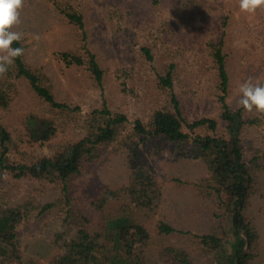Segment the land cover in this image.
<instances>
[{"label": "rangeland", "instance_id": "374dc122", "mask_svg": "<svg viewBox=\"0 0 264 264\" xmlns=\"http://www.w3.org/2000/svg\"><path fill=\"white\" fill-rule=\"evenodd\" d=\"M67 14L79 15L82 26ZM21 21L14 30L24 34L26 66L69 109L39 98L11 66L0 77V124L10 135L9 164L54 157L94 132L106 118L95 111L104 107L112 115H125L127 122L114 140L84 156L80 173L67 181L66 189L52 176L15 177L0 168V209L19 208L21 213L18 258L16 253L1 256L0 264H54L79 229L95 237L100 256H111L107 225L119 216L149 234L146 242L132 245L139 264H228L233 229L218 207L193 138L224 134L214 58L218 49L225 60L230 108H238L239 86L249 77L264 83V12L243 13L239 0H25ZM89 53L103 72L101 86L88 69ZM63 54L78 56L83 64H68ZM167 72L171 89L160 81ZM172 94L187 123L213 118L216 130L190 131L184 124L190 137L183 142L134 132L135 120L149 129L154 111L173 112ZM30 115L53 123L49 140H30L25 124ZM243 117L244 160L255 178L246 210L257 233L249 264H264V115L243 110ZM136 172L151 178L149 206L138 205L130 192ZM159 222L176 231L159 233ZM202 235L220 238L226 253L202 244Z\"/></svg>", "mask_w": 264, "mask_h": 264}, {"label": "trees", "instance_id": "16d2710c", "mask_svg": "<svg viewBox=\"0 0 264 264\" xmlns=\"http://www.w3.org/2000/svg\"><path fill=\"white\" fill-rule=\"evenodd\" d=\"M67 17L82 26L79 15L67 14ZM23 46L14 44L13 47ZM66 63L83 64L78 56L63 54ZM217 64L219 88L221 95L219 102L221 109L220 120L224 123V134L222 135H194L193 142L202 152V158L208 171V181L211 189L216 194L218 207L223 209L228 216L233 229V242L227 255L228 264H249L253 255L251 249L256 243L257 233L246 217V210L254 187L255 178L244 160V150L241 144V134L247 124L243 117L242 108H230L225 96L228 88V75L225 69V60L221 50L214 54ZM14 67L17 76L28 81L32 90L52 107L69 109L65 103L57 102L49 89L42 85L39 76L31 71L25 64L23 56L15 60ZM88 69L96 83L101 86L103 72L97 64L93 54H88ZM161 83L172 88L170 72L160 77ZM173 112L156 110L153 112L149 129L137 119L134 122L133 130L137 134L161 136L169 141L183 142L190 136L183 130V125L193 131L196 128L205 127L211 131L217 128V121L213 118H199L187 123L182 117L179 102L171 95ZM103 115L105 120L98 124L95 131L89 136L82 138L76 143L58 152L54 157H42L30 164H19L13 166L6 160L7 144L10 142L9 132L0 124V168L8 170L15 177L30 176L43 178L52 176L61 181L63 188H67V181L81 170V163L84 156L93 152L96 145L110 142L117 136L121 127L127 122L123 114L112 115L104 107L95 111ZM26 129L30 140L44 142L49 140L55 133V127L50 120L30 115L26 119ZM151 178L143 173H134L130 183V192L140 206H149L152 198L148 194V184ZM21 220L19 208L0 209V239H6L8 244L0 242V257H10L15 254L16 249V227ZM107 228L112 235L113 254L111 256H100L95 237L84 229H79L75 238L64 245V251L54 264H139L138 258L132 251L133 243H144L148 240L149 234L144 227L138 224L131 225L130 220L119 216L111 220ZM130 229H133L130 231ZM158 232L170 234L176 230L165 222H159ZM202 244L213 250L219 249L226 253V248L220 243V238L214 235L199 236ZM12 249V250H10Z\"/></svg>", "mask_w": 264, "mask_h": 264}, {"label": "clouds", "instance_id": "9594fccd", "mask_svg": "<svg viewBox=\"0 0 264 264\" xmlns=\"http://www.w3.org/2000/svg\"><path fill=\"white\" fill-rule=\"evenodd\" d=\"M25 0H0V77H5L15 60L24 55V47H13L21 44L24 34L14 30L21 23V12ZM239 10L254 15L257 11L264 12V0H239ZM39 40L38 35L33 37ZM239 98L236 101L238 108L246 112L264 115V83L249 77L239 86ZM6 178V176L4 177Z\"/></svg>", "mask_w": 264, "mask_h": 264}]
</instances>
